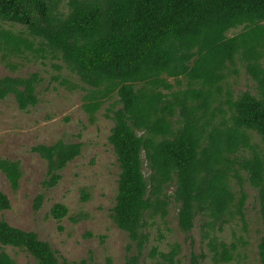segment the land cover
<instances>
[{
    "label": "trees",
    "instance_id": "16d2710c",
    "mask_svg": "<svg viewBox=\"0 0 264 264\" xmlns=\"http://www.w3.org/2000/svg\"><path fill=\"white\" fill-rule=\"evenodd\" d=\"M0 23L11 27H0L6 66L14 70L28 54L48 55L83 84L72 89L84 92L91 123L108 104V140L119 167L110 217L129 238L124 264H182L179 243L168 251L149 247L153 228L164 240L160 224L167 225L172 205L189 242L188 264L208 256L194 248L198 218L211 263L233 262L237 244L217 233L236 219L245 223V184L258 192L264 221V0H0ZM235 29L241 31L232 35ZM241 69L255 94L232 89L230 78ZM40 82L37 73L1 77L0 99L13 96L21 111L35 107ZM82 147L58 141L32 148L47 163L43 188L59 184ZM0 172L16 191L20 162L0 159ZM88 198L83 191L82 200ZM43 200L35 198V211ZM10 208L0 192V212ZM68 212L57 203L50 216L61 221ZM0 245L28 253L36 264H70L37 233L5 220ZM258 255L264 264V237ZM0 264L16 262L1 251ZM77 264L98 263L90 257Z\"/></svg>",
    "mask_w": 264,
    "mask_h": 264
},
{
    "label": "rangeland",
    "instance_id": "374dc122",
    "mask_svg": "<svg viewBox=\"0 0 264 264\" xmlns=\"http://www.w3.org/2000/svg\"><path fill=\"white\" fill-rule=\"evenodd\" d=\"M0 27L11 28L2 23ZM239 31L241 29H235L231 34ZM40 56L28 54L16 59L14 70L0 58V78L27 77L34 73L41 77L37 86L39 103L35 107L21 111L13 96L0 99V159L19 161L23 172L16 191L0 172V192L11 204L9 210L0 212V220L37 233L39 239L50 244L60 261L66 259L70 264H77L82 260L90 261L92 257L98 264H124L129 238L110 217L115 205L119 167L108 140L113 127L105 111L108 104L97 113L96 122L91 123L82 109L84 92L72 89L73 85L83 86L79 78L62 61ZM230 82L236 93L247 90L256 93L254 82L243 69L238 75L233 74ZM253 135L254 141L261 145L259 137ZM58 141L81 143L82 152L62 171L59 184L45 189L42 183L47 163L32 148ZM83 191L89 196L87 201L82 200ZM245 191L248 194L245 223L236 219L217 233L219 240L238 246L230 264H260L258 244L264 237V221L258 192L249 184H245ZM39 194L44 195V200L41 209L35 211L33 204ZM57 203L65 205L69 211L61 221L50 216L51 208ZM177 212V206L172 205L167 225L160 224L164 240L158 241L156 228L151 230L149 247L158 246L159 250L168 251L169 245L177 242L182 247V264H188L190 246L186 235L178 229ZM79 217L81 219L75 222ZM200 225L198 218L191 232L194 248L197 253L208 255L204 264H212ZM1 251L8 253L16 264H36L33 257L19 249L0 245Z\"/></svg>",
    "mask_w": 264,
    "mask_h": 264
}]
</instances>
